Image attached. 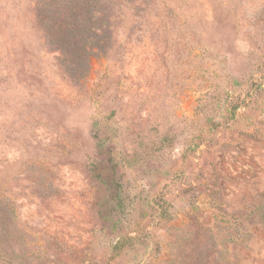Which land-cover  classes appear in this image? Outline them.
<instances>
[{
  "label": "rangeland",
  "instance_id": "374dc122",
  "mask_svg": "<svg viewBox=\"0 0 264 264\" xmlns=\"http://www.w3.org/2000/svg\"><path fill=\"white\" fill-rule=\"evenodd\" d=\"M0 264H264V0H0Z\"/></svg>",
  "mask_w": 264,
  "mask_h": 264
}]
</instances>
